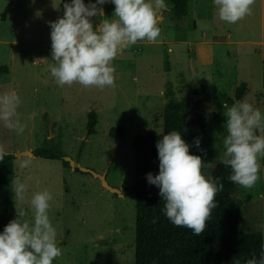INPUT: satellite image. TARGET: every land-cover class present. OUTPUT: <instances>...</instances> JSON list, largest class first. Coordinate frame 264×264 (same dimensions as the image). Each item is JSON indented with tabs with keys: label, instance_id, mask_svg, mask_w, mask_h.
I'll return each instance as SVG.
<instances>
[{
	"label": "rangeland",
	"instance_id": "374dc122",
	"mask_svg": "<svg viewBox=\"0 0 264 264\" xmlns=\"http://www.w3.org/2000/svg\"><path fill=\"white\" fill-rule=\"evenodd\" d=\"M161 12L160 37L126 47L112 64L115 87H84L79 83L60 86L51 76L49 22L63 15L62 0H0V94L14 89L21 98L18 108L25 124L22 134L0 122V146L7 152L33 150L44 138L60 134L64 156L95 172H105L115 193L90 173L64 166L59 160L37 156L13 157L14 181L27 185L25 199L14 192L15 209L31 220L33 193H52L49 217L57 230L63 254L53 264H133L135 251V197L123 189L135 180V135L159 133L163 127L165 90L171 84L180 98L207 84L213 102L202 106L210 129L193 131L200 139L203 174L213 160L223 157L227 134L224 104L235 99V89L247 83L242 99L264 112V0H254L251 15L234 24L216 15L213 0H191L188 15L173 17L170 0ZM10 4L4 19L5 6ZM105 17H93L94 28L104 19L115 18L114 5L104 6ZM215 105L222 107L216 114ZM95 111L96 133L86 134L87 114ZM126 127L117 140L108 135L111 126ZM191 154L200 155L191 146ZM28 160L27 167H20ZM259 179L251 188L239 185V228L261 232L264 238V156L259 158Z\"/></svg>",
	"mask_w": 264,
	"mask_h": 264
},
{
	"label": "clouds",
	"instance_id": "9594fccd",
	"mask_svg": "<svg viewBox=\"0 0 264 264\" xmlns=\"http://www.w3.org/2000/svg\"><path fill=\"white\" fill-rule=\"evenodd\" d=\"M107 3L115 6V18L104 19L94 28L91 18L105 17L103 6ZM213 4L220 20L234 24L251 15L254 0H213ZM166 7L165 0H67L62 17L49 22L54 61L49 69L51 76L60 86L75 82L84 87H115L116 68L112 61L138 41L156 42L161 33L160 15ZM20 104L21 98L14 89L0 94V122L17 134L25 130L18 112ZM223 107L227 109V134L223 137L220 162L231 169L229 181L251 188L259 179V158L264 156V112L246 99H234L231 106L226 103ZM193 145L200 155L189 152ZM193 145L182 139L177 130L163 134L155 145L158 172L145 176L148 184L159 189L167 219L199 235L212 209L217 207L215 196L224 185L218 177L203 174L207 153L200 147L199 138L194 139ZM6 154L0 146V159ZM28 164V160L21 161L20 167ZM12 187L17 200L23 201L27 185L16 180ZM52 199L46 189L33 193L32 219H24L27 213L21 210L3 226L0 264H53L62 256L57 230L49 217ZM245 264H264V248L259 258L253 255Z\"/></svg>",
	"mask_w": 264,
	"mask_h": 264
},
{
	"label": "trees",
	"instance_id": "16d2710c",
	"mask_svg": "<svg viewBox=\"0 0 264 264\" xmlns=\"http://www.w3.org/2000/svg\"><path fill=\"white\" fill-rule=\"evenodd\" d=\"M191 0H170L171 12L180 20L188 15ZM67 0H62L64 4ZM87 3V0H85ZM10 4L1 13L4 19ZM8 71L6 65L0 66V74ZM247 83L241 82L235 89V99H242ZM167 98L163 107V131L159 133H140L135 135L132 144L135 156V180L123 189L126 196L135 197V251L133 264H245L255 255L259 258L264 248L261 232H244L239 228L240 200H236L239 185L227 179L231 169L220 159L213 160L208 175L218 177L223 190L217 192V207L213 208L206 221L204 231L193 235L191 229L172 224L162 209L165 201L158 195L159 189L146 181L145 174L158 172L156 143L169 131L177 130L182 139L191 145L193 131L204 133L210 129L207 116L201 111L203 105L213 102L207 84H201L180 98L174 96L171 84L165 90ZM233 103L234 100H228ZM216 114L222 112L215 105ZM97 117L95 111L87 114L86 134L96 133ZM126 127L111 126L108 135L117 140L125 136ZM191 148L189 152L191 153ZM37 157L59 160L69 166L63 152L60 134L56 138H44L41 145L32 150ZM13 155L7 153L0 159V231L18 212L14 203ZM78 170L77 168H75ZM85 173V172H84Z\"/></svg>",
	"mask_w": 264,
	"mask_h": 264
},
{
	"label": "water",
	"instance_id": "95a60500",
	"mask_svg": "<svg viewBox=\"0 0 264 264\" xmlns=\"http://www.w3.org/2000/svg\"><path fill=\"white\" fill-rule=\"evenodd\" d=\"M6 153H10L12 154L14 157H17V156H22V155H29V156H34L33 154V151L32 150H29V149H26V150H22V151H19V152H7ZM66 161L69 162V165L74 167V168H77L79 171L81 172H85V173H90L92 174L94 177L98 178L99 181H100V184L102 186H104L105 188H107L108 190L112 191V192H115V193H120L121 192V189L118 188V187H114L112 185H110L106 179V173L105 172H95L94 170L90 169V168H87V167H83L80 165V163L78 161H76L75 159L69 157V156H64L63 157Z\"/></svg>",
	"mask_w": 264,
	"mask_h": 264
}]
</instances>
